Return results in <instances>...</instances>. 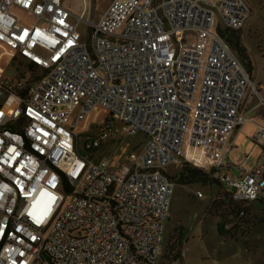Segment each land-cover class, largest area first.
Here are the masks:
<instances>
[{"label": "built area", "instance_id": "1", "mask_svg": "<svg viewBox=\"0 0 264 264\" xmlns=\"http://www.w3.org/2000/svg\"><path fill=\"white\" fill-rule=\"evenodd\" d=\"M90 9L0 0V264H158L172 165L215 170L242 207L264 193V153L236 178L224 161L259 95L229 41L247 1L113 0L97 22ZM136 136L123 161L81 153Z\"/></svg>", "mask_w": 264, "mask_h": 264}, {"label": "rangeland", "instance_id": "2", "mask_svg": "<svg viewBox=\"0 0 264 264\" xmlns=\"http://www.w3.org/2000/svg\"><path fill=\"white\" fill-rule=\"evenodd\" d=\"M87 1L91 4L90 18L95 22L101 19L113 2V0ZM203 1L216 5L220 0ZM246 1L252 9V15L241 31L242 44L247 49L252 63V80L255 88L259 90V95L256 92L254 94L249 92L248 96L250 94L251 96L248 100L249 103L262 107L260 111L264 114V0ZM83 2L84 0H68V7L73 12H79L82 10ZM84 27V25L80 26L81 32L84 31ZM244 64L247 66L245 62ZM8 74L10 77H17L14 69H9ZM253 115L254 113H251L249 117ZM259 132L248 121L232 145L229 144L224 161L225 164L232 166L229 171L234 176L239 168H253L262 157L264 139L262 138L259 142L252 139V136ZM143 141L142 136L118 141L110 140L94 156L103 159L110 158L114 162L123 161L128 156L125 149L129 152L132 147ZM179 168L181 167L176 165L170 166L168 174H174ZM197 192L203 193V198L199 199ZM217 192V187L201 185L188 187L176 184L171 214L166 223L163 256L158 264H264V225L258 226V218L264 211V193L251 206L254 216L251 218L253 225L250 230L245 229L244 235H238L236 238H224L217 232L219 209H214L212 206ZM177 228L188 230L183 259L166 262L165 256L168 254L170 240Z\"/></svg>", "mask_w": 264, "mask_h": 264}, {"label": "trees", "instance_id": "3", "mask_svg": "<svg viewBox=\"0 0 264 264\" xmlns=\"http://www.w3.org/2000/svg\"><path fill=\"white\" fill-rule=\"evenodd\" d=\"M229 41H231L234 48H238V55L247 64L250 72L253 71L247 49L242 44V32L230 33ZM100 149H82L81 153L85 157L93 158ZM215 173V170L206 171L185 162L174 174H169V177L179 186L201 185L203 187H217V196L214 198L212 206L214 209H219L218 211L220 212L217 216L219 219L217 224L218 234L224 238H236L238 235H244L245 229L250 230L253 225L251 220L252 216H254L251 208L253 204L242 207V205L235 203L232 199V190L220 178L215 176ZM242 211H244L243 216H241ZM258 219V226L264 225V211ZM187 231V228L174 230L168 254L165 256L166 262H175L183 259L184 246L187 242Z\"/></svg>", "mask_w": 264, "mask_h": 264}, {"label": "crops", "instance_id": "4", "mask_svg": "<svg viewBox=\"0 0 264 264\" xmlns=\"http://www.w3.org/2000/svg\"><path fill=\"white\" fill-rule=\"evenodd\" d=\"M251 94H254V92H252ZM251 94H250V96H251ZM250 96H247L248 97V98H246L247 100L244 101L241 112H242L243 115H247L248 117H249V114L254 113V115L252 117H249V120L248 121L251 122L256 127V129L259 131L260 130V127H264V114L262 113V111H260V109L262 107H259L258 105H254L253 103H249V100L248 99H249ZM244 125L239 126L235 130V132L233 133V135L231 137V141H230V144L231 145L235 141L236 136L239 135V133L242 130V128H243ZM256 135H253L252 136V139L253 140L256 137ZM227 165H229V164H227ZM229 167L231 168L232 166L229 165ZM239 169H250V168L244 167V168H239ZM238 174H239V171H238L237 174H235V176L230 173V175L232 177H234V178H236L238 176Z\"/></svg>", "mask_w": 264, "mask_h": 264}, {"label": "water", "instance_id": "5", "mask_svg": "<svg viewBox=\"0 0 264 264\" xmlns=\"http://www.w3.org/2000/svg\"><path fill=\"white\" fill-rule=\"evenodd\" d=\"M235 50H236V52H238V48L237 47H235Z\"/></svg>", "mask_w": 264, "mask_h": 264}]
</instances>
